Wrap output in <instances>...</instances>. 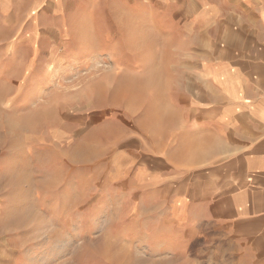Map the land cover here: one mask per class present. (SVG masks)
<instances>
[{"label": "rangeland", "instance_id": "374dc122", "mask_svg": "<svg viewBox=\"0 0 264 264\" xmlns=\"http://www.w3.org/2000/svg\"><path fill=\"white\" fill-rule=\"evenodd\" d=\"M165 10L0 0V264H175L143 232L151 186L198 166L184 154L205 56Z\"/></svg>", "mask_w": 264, "mask_h": 264}, {"label": "crops", "instance_id": "0c3cea01", "mask_svg": "<svg viewBox=\"0 0 264 264\" xmlns=\"http://www.w3.org/2000/svg\"><path fill=\"white\" fill-rule=\"evenodd\" d=\"M156 5L166 9L167 26L198 34L205 57L193 63L204 102L188 120L198 150L184 154L198 166L177 167L180 178L151 186L161 213L148 215L144 249L175 264H264V0ZM146 14L152 21L157 9Z\"/></svg>", "mask_w": 264, "mask_h": 264}]
</instances>
